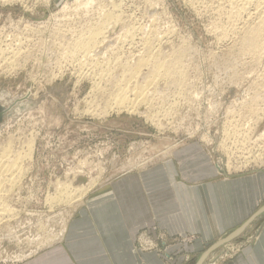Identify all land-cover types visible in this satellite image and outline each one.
<instances>
[{
	"label": "rangeland",
	"instance_id": "1",
	"mask_svg": "<svg viewBox=\"0 0 264 264\" xmlns=\"http://www.w3.org/2000/svg\"><path fill=\"white\" fill-rule=\"evenodd\" d=\"M65 1L69 8L66 9L68 14L66 10L62 9L61 13L59 12L61 6L66 3ZM102 1V4L107 2V0ZM150 1L123 0L122 10L126 11L125 14L137 16L138 22L145 19L140 22L142 24L147 23L152 14H157V28L161 30L158 29L159 32L166 34L170 29L171 34H168L170 41L167 43L170 46L167 44L164 46L168 54L179 55L178 50H180L179 56L187 64L185 67L186 64L183 63L185 75L187 74V77L184 76L187 82L183 85L186 88L184 89L185 95H182L183 98L180 97L183 99L181 102L178 94H174L180 87H176V90L173 87L165 90L161 83L159 84L160 92L162 90L164 93L165 91L166 93L170 92L167 93L170 94L167 95L169 99L164 101V104L163 102H153L152 106H148L139 103L135 109H131L132 112L131 110L130 112L124 110L118 112L105 107L101 94L96 93L98 91L100 93V89L97 90L94 87L92 76H85L80 72L83 67L77 64L78 59L75 62L73 59L68 60V56L58 55L54 47L57 45L52 46L53 52L50 50V53L47 50L45 53L44 49L51 43H43L35 39L36 33L34 34L29 31L28 27H24L42 22L47 25L50 15L56 14L59 17L62 15L63 18H60L65 23L62 24L63 21H61L60 24L63 28H66L68 24L75 30L87 28V18L83 19L85 16L82 15L84 14L82 9L83 13L76 10L75 0H12L11 3L7 2L6 4L0 0L1 39L5 35L14 38L16 35L23 37L26 34L24 37H30L29 39L32 40H29L28 43H33L34 47L33 56L24 62L17 60L19 62L17 67L16 65L12 69L8 65L7 68L5 65L0 67L1 102L7 103L13 97L27 92L31 93L32 98L36 100L35 105L28 108L21 116L9 118L0 127V150L3 149L2 153L0 152L1 156L5 153L11 154H5L9 160L11 157L14 158L11 161L17 157L20 158L18 160L21 163L19 170L22 172L19 182L12 185L11 191L7 194L8 197H5V203L10 205L12 214L0 221V264H19L36 256L46 247L61 241V239L58 240L56 234L64 228V225L67 227L69 220L83 201L70 205L56 200L53 202L50 200L51 204L48 203L47 199L49 200L50 196H57L56 185L59 182L69 183L74 189L83 188L94 182L95 184L89 192V194H93L104 187L107 179L116 176L122 170L141 168L155 161L158 163L171 150L188 142H200L203 145L213 164H217L221 168L218 174L228 175L227 170L230 173H236L233 171L236 166H232V157H238L239 152H234L233 148H230L229 152L221 151V147H217L216 141L221 138L219 132L226 119L227 110L234 108V103L242 100L245 94L244 87L248 86L252 78H256L255 74L264 71V62L262 61L264 54L260 58L261 64L259 62L257 66H254L256 72L253 71L252 77L250 76L251 78L249 77L245 81L238 75L245 74L246 71H252V69L245 68V64H240L243 57L235 51L237 40H233L226 19L224 17L218 19L214 7H211L212 10L209 9V5V8H203V6L197 8L185 0ZM208 9L209 11H206ZM213 11L215 13H212ZM65 14L67 19H64ZM144 14L147 16H143ZM80 19L81 21H79ZM82 23L84 27L81 28L78 24ZM52 25V23L48 24V28H54L56 24ZM109 26L107 34H111L110 38L122 32L119 23L112 24L110 26L112 29ZM217 27L218 30L224 32L227 29L226 37L219 38L218 30L215 31ZM115 37L111 41H106L107 43H99L101 47L98 44L99 54L97 56L100 57V52L104 53L107 48L109 50L114 48L115 51L114 49L112 51L119 50L120 53L125 51V48L128 49L127 47L122 48L120 41L116 38L117 43ZM171 46L174 47V50ZM179 46L180 48H178ZM117 47L120 49L116 50ZM109 50L107 53H110ZM228 50L231 51L228 52ZM60 56L64 57V61ZM259 86L258 88H260ZM190 93L191 95L196 93L199 96L198 99L194 95L190 96ZM173 98L174 104L170 105ZM93 99L95 105L100 104L99 108L98 105L96 106L97 111L95 110V112L101 113V109L105 108L108 111L107 114H100V117L99 113L94 115L93 112H89ZM168 108L171 109L169 114L167 113V110H170ZM211 111L216 117L211 115L213 114ZM151 113H153L152 118L155 121L151 120L152 118H147ZM263 128L264 122L259 125L257 130ZM206 132L209 138H214L215 144L202 142V139L206 138L203 137V135H207ZM30 139H33L31 148L33 151L27 144ZM6 147L9 148L8 152L4 151ZM13 148L16 149L13 150ZM19 154L22 157H19L21 156ZM227 164H230L231 167H226ZM7 186L9 188V184H6ZM249 230L251 231V228L236 236L231 242L208 248L205 251L206 261L204 264H219L220 261L233 256L245 242L250 240V235L252 237L255 234V232L249 233ZM161 245L158 244L157 247L162 248ZM141 247L147 250L156 247V245L144 240ZM200 256H204V254L193 255L178 264H200Z\"/></svg>",
	"mask_w": 264,
	"mask_h": 264
},
{
	"label": "bare ground",
	"instance_id": "2",
	"mask_svg": "<svg viewBox=\"0 0 264 264\" xmlns=\"http://www.w3.org/2000/svg\"><path fill=\"white\" fill-rule=\"evenodd\" d=\"M1 1L7 2L8 0H1ZM101 1L99 2V0H75L76 10L81 11L82 9V11L84 12V14L82 15L85 16L83 17V19L87 18V21H88L87 23L88 25L86 24L87 28L75 30L73 29V27L70 28L69 24L67 26L69 28L67 27L63 28L62 24L65 23L63 20H61V18L63 17H61L62 15H60L61 17L60 18L56 14L50 15L49 22L47 23V25H45V22L44 24L42 22V23H36L33 26L25 25L24 27H28L29 31H31L34 34L36 33V35L33 34L35 37L37 36L35 39H38L42 41L43 43H47V42L51 43V45H48L46 49H44L45 53L47 52V50L50 53L51 51L53 52L54 49L52 48V46L57 45L54 47L56 50L55 52L58 55L59 54L61 56L65 55V57L68 56L69 57V58L67 57L68 60L73 59L75 61L76 59H78L79 61L77 62V64L82 66L84 70L86 69V71H84L83 68L81 67L82 70L80 72L84 74L85 76L86 75L90 77L92 76L91 78H93L92 83H94V87H96L97 90L100 89V93L99 91L96 93L101 94L102 96L101 98L102 100H104V102L102 103H105V107H107V109L116 110L118 112L123 111V110L130 112V110L135 109L136 105L139 103H143L144 105L147 104L148 106L149 105L152 106L153 102L155 103L163 102L164 104V101L166 102L169 99V97L167 98V95H168L167 93L169 91H167V93L166 91L165 93L162 92L164 90L160 92L159 84L161 83H162V86L164 87L163 89L165 90L166 89L169 90L171 87H173L176 90V87L177 88L180 87L178 91L176 90V92H174V94H178L177 96H179V98L180 97L183 98L182 95H185L184 89H186L183 87V85L185 84V82H187L185 78L187 77V74L185 75V70H184L185 69L184 65L186 63H184L182 60V57L179 56L181 54L180 50H178L179 55L178 54L176 55V53L174 54L170 53L171 54L170 55L165 50L166 47L164 46V44H167L170 41L168 37L169 36L168 34H171L170 29L168 30V32H166V34L165 32H159L160 28H157L158 27L157 26L158 17L156 16L157 14L151 13L152 16L149 15L151 19L147 17V19L149 20L147 23L145 22V24L140 23L142 20L138 22L139 19L137 20V16L133 17V15L125 14L126 11L123 12L122 10L123 0L122 1L107 0V2L104 4H102ZM146 2H151V1L146 0ZM185 2H188L190 5L197 7V8L198 6H203V8L210 7L209 9L212 10L211 7H214L213 9H215L218 19H221V17L222 19L223 17L226 19L225 21H227V24H229V30H230V34L233 40H237V43H236L237 49H235V51L239 53L240 55H242L243 57V59L239 57L240 59H242V61H240V64L241 65L245 64V68L252 69V71H246L245 74L241 73V75H238V77L240 78L242 77L243 80L247 81L248 78L251 76V73L253 71L254 73L256 72V67L254 66H257L259 62L260 64L262 61L264 62V59L262 61L260 59L261 57H263V54H264V0H185ZM66 4L67 2L63 6H61L62 8H60V11H59L60 13H61V9L63 11L66 9L67 10L69 9L66 6ZM75 8H74V11H76ZM72 9L71 11H73ZM209 9L206 11H209ZM67 10L66 12L68 14ZM74 11L72 13H74ZM215 12L213 11L212 13H215ZM143 16H145V14ZM65 18H66V14H65L64 19ZM80 18L82 19V17ZM139 18H142V17L139 16ZM81 19L79 21H81ZM61 21H63V23ZM60 22L62 24H60ZM51 23L53 25L54 24L56 25H54V28L50 27L51 29H49L48 24H51ZM116 23H119L121 25L122 32L118 33L117 36L115 35L116 37L115 36L113 37H115V40L117 38L120 41L122 48L127 47L128 49L125 48L124 49L125 51L120 53V51L117 50L118 48L120 49V47H117L116 48L117 52H114L115 51L114 48L111 47L112 49H114V51H112V49L109 50L106 46V48L110 51V53H107L108 50L104 47L107 51L104 49L105 52L104 51H103L104 53L100 52L101 56L100 57L97 56L99 54V50H97L99 48L98 44L101 42H106L108 40L111 41V39H113V37L110 38V35H111L110 33H109L110 35L107 34L109 30L108 26L109 25L111 26L112 24H116ZM78 25L81 26L82 28L83 23L81 25L80 24ZM72 26H74V24H72ZM218 27L215 29V31L218 30ZM77 28H80V27H77ZM218 31H222V30H218ZM218 31L217 33L219 35L218 34L217 35L219 36V38H222V39L226 37L225 32L228 33L227 29L225 32L222 31L219 33ZM28 34L30 35V32ZM67 35H70V36H67ZM24 36L19 37L18 35H16V37L13 38V36H11L10 38L9 36L5 35L4 38L2 39L0 37V67L5 65L6 68L10 66L12 69L14 68V65H16V67L18 66L19 62L17 60H20V61L22 60L24 62L26 59L33 56L32 54V50L34 48L33 43L32 44L28 43V41L30 40L29 39L30 37L27 38ZM107 38H110V39H107ZM114 44H112V46ZM167 45L170 46L169 44ZM171 47L172 49L174 48L173 46ZM178 48H180V46ZM230 51L228 50V52ZM171 52L173 51L171 50ZM185 54H184V57L186 56ZM61 58L63 59L64 57H61ZM186 66L187 64L185 65V67ZM259 73L260 74L258 73L255 74L256 75L254 76L256 77L255 79L252 78V80L250 81L251 84L248 83V86L244 87L245 94L242 97V100L234 103L235 105L234 108H230L227 110L226 119L223 122L221 131L219 132L221 138L217 137L218 138L216 141L217 147H221V151L229 152L230 148H233L235 149L234 152H239V154H237L238 157H232V166L233 167L236 166V168L234 169L232 167L234 172L235 171L245 172V171H248V169L264 165V128L257 130L259 128V125L264 122V71H260ZM186 85H188V83H186ZM162 86H161V89H162ZM258 86L260 88H258ZM193 95L195 98L198 99L199 96H197L196 93L195 94L193 93ZM193 95H191L190 93V96H193ZM171 100H172V103L169 102L170 105L174 104L173 103L174 98ZM182 101L183 99H181V102ZM92 102L93 103L91 104V109L89 110V112H93L92 114L95 115L99 113V112L97 113L95 112V110L97 111L96 106L98 104L95 105L94 99L92 100ZM96 103H99V102H96ZM99 105H98V108H99ZM103 109L104 111H102ZM103 109H101V113H99V116L100 114H103V115L107 114L108 112L107 109L106 110L105 108ZM212 111L214 112V110ZM89 112L88 114H90ZM167 113L168 114L171 113V109L167 110ZM151 114H149L147 118L149 117L151 119L152 116H154L153 113ZM211 115H214V113ZM151 120H154V119L152 118ZM203 137H206V138L205 139L203 138L202 142H206L209 144L210 143L215 144L214 138L213 137L209 138L208 133L207 135H203ZM27 144H28L29 149L32 150L31 148L33 145V139H30ZM14 149L16 148H13V150ZM2 150H0V152ZM7 150H9V148L6 147L4 151L8 152ZM1 153H0V221L6 219L8 215L12 214V211H10L12 210L10 208V205H7L8 203L7 204L5 203V197L6 196L8 197L7 194L9 191H11L12 185L19 182V178L21 175L20 173H22L19 170L21 163H19L18 160L20 158L17 157V159H15L14 161H11L14 159L13 157L9 156L11 157L10 158L11 160H9V158H6L7 156L5 157V154L6 155H11V154L5 153L1 156ZM19 157H22V155ZM226 167L230 168L231 165L227 164ZM6 184H9V188L8 186L6 187ZM94 184H95L94 182H91L87 186L85 185V187L81 186L83 188L74 189L73 187H71V185H69V183L64 184V183L59 182L56 185V189L58 190L57 196H54V197L50 196L49 200L47 198L46 199L47 201H49L48 203L50 204L54 200L66 203L68 205L75 204V203L79 204V202L82 201L86 197V194L93 188ZM246 225L248 224H243L234 233H232L230 236H227L226 240L232 239L236 237L238 234H241V232H243V230L246 228ZM63 227L64 228H62L60 232L56 234V237L58 236V240L62 238L65 232V225Z\"/></svg>",
	"mask_w": 264,
	"mask_h": 264
},
{
	"label": "crops",
	"instance_id": "3",
	"mask_svg": "<svg viewBox=\"0 0 264 264\" xmlns=\"http://www.w3.org/2000/svg\"><path fill=\"white\" fill-rule=\"evenodd\" d=\"M220 170L200 142L122 170L79 202L61 241L19 264H178L199 254L204 264L243 224L255 234L219 264H264V165Z\"/></svg>",
	"mask_w": 264,
	"mask_h": 264
},
{
	"label": "water",
	"instance_id": "4",
	"mask_svg": "<svg viewBox=\"0 0 264 264\" xmlns=\"http://www.w3.org/2000/svg\"><path fill=\"white\" fill-rule=\"evenodd\" d=\"M35 103L36 100L32 98L29 92L13 97L7 103H2L0 97V127L9 118L21 116L28 108L35 105Z\"/></svg>",
	"mask_w": 264,
	"mask_h": 264
},
{
	"label": "built area",
	"instance_id": "5",
	"mask_svg": "<svg viewBox=\"0 0 264 264\" xmlns=\"http://www.w3.org/2000/svg\"><path fill=\"white\" fill-rule=\"evenodd\" d=\"M7 2H10V0H8ZM7 2H4V3L6 4ZM20 3H23V2H20ZM225 159H226V158H225Z\"/></svg>",
	"mask_w": 264,
	"mask_h": 264
}]
</instances>
